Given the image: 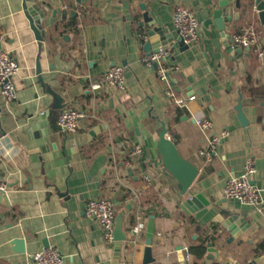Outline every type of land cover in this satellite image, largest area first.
Here are the masks:
<instances>
[{
	"label": "crops",
	"instance_id": "1",
	"mask_svg": "<svg viewBox=\"0 0 264 264\" xmlns=\"http://www.w3.org/2000/svg\"><path fill=\"white\" fill-rule=\"evenodd\" d=\"M24 1L0 0V46L21 67L15 77L17 100L8 103L0 92V148L3 138L15 148L12 158L0 163V176L8 184V202L0 200V264H37L31 254L48 247L62 252L63 264L113 260L116 241L108 242L101 225L85 213L87 203L99 197L112 198L127 236L114 264H226L230 257L239 264H264V64L253 49L235 54L227 47L233 34L252 26L261 31L264 48L257 0H240V6L231 0L225 31L213 21L221 0H76L66 10L62 0H37L45 12L42 42ZM179 3L201 23L197 44H180L172 23ZM145 12L173 36L167 63L180 71L172 75L171 86L175 97L196 95L187 106L167 96L156 71L142 61L156 50L140 26ZM38 58L45 86L38 80ZM115 64L125 68L126 88L92 90L91 83ZM48 88L64 106L86 111L78 132L57 129L60 109H52L55 98ZM41 112L46 123L38 134L34 120ZM196 114L212 118L217 132L229 131L210 163L199 154L203 134L193 120ZM163 126L180 155L199 169L186 195L149 144ZM135 145L144 150L130 158ZM248 157L257 167L260 209L223 193ZM197 194L209 201L198 217V211L182 207ZM234 213L250 225L233 238L224 224ZM148 238L153 260L146 263ZM204 242L205 254L199 256ZM187 250L190 263L184 261Z\"/></svg>",
	"mask_w": 264,
	"mask_h": 264
},
{
	"label": "built area",
	"instance_id": "2",
	"mask_svg": "<svg viewBox=\"0 0 264 264\" xmlns=\"http://www.w3.org/2000/svg\"><path fill=\"white\" fill-rule=\"evenodd\" d=\"M69 2L76 0H62V8L66 10ZM172 23L179 32L180 41L183 45L190 46L197 44L200 39L201 23L195 12L185 4H177L172 14ZM262 33L252 26H244L231 37L232 48L253 49L258 53L259 58L264 64V48L261 47ZM171 56L170 48L160 46L152 53L145 56L142 61L145 66L153 68L157 77L165 86V93L180 106H187L189 101L196 99V95H190L188 98L175 97L172 91V75L180 71V67L175 64L167 63ZM20 64L18 60L0 46V92L8 103H14L17 100V88L15 77L19 74ZM92 90H99L104 86L114 87L121 90L126 88V75L123 65L115 64L108 68L102 75L100 81L91 83ZM45 112H41L44 114ZM87 113L84 109L77 106H64L58 112L56 126L60 132L76 133L84 124ZM193 120L200 128L203 134V146L199 150L204 163H210L218 154V147L229 136L228 130L217 132L212 118L203 114H196ZM7 139H1L0 163L9 161L15 154V148L7 144ZM144 148L135 145L129 152L130 158H135L143 152ZM130 165V160L126 161ZM257 174V167L254 159L248 157L243 170L239 174L230 176L224 187V196L228 199L239 201L242 204L261 208L262 198L261 189L254 182ZM145 181L150 182L149 175L143 176ZM8 189L7 182L0 176V192H6ZM86 216L97 221L104 229L105 238L108 242H115L116 211L115 204L110 197H99L91 199L85 209ZM141 228L136 226L134 233H140ZM31 260L37 264H63L64 255L56 247H48L41 251L31 254ZM192 255L187 250L184 261L190 263ZM230 264H239L238 260L230 257Z\"/></svg>",
	"mask_w": 264,
	"mask_h": 264
},
{
	"label": "water",
	"instance_id": "3",
	"mask_svg": "<svg viewBox=\"0 0 264 264\" xmlns=\"http://www.w3.org/2000/svg\"><path fill=\"white\" fill-rule=\"evenodd\" d=\"M236 1H237V6H240V0H236ZM230 3L231 0H221L219 2L220 8H218L214 12L213 21L222 31H225L226 23L229 22L232 18V15L227 13V7H229ZM24 4L27 8V11L33 18L32 27L35 31L37 39L40 40L41 42L44 41V39L46 38V31L43 30L42 28V19L45 17V12L43 8L39 5L37 0H25ZM256 8L260 12V16L264 21V1L257 0ZM237 16L238 14L235 17L237 18ZM140 26L144 27L145 33L149 36L150 44L156 45V49H158L160 46H164L165 48L170 47V44L173 41L172 34H166L162 27L157 26L156 20H154L153 17L150 16L148 12H145L143 14V20L142 22H140ZM150 44L148 43V45ZM180 44L183 45V42L180 41ZM227 47L230 50L233 49L232 46L229 45V43H227ZM234 53L242 54L243 49L238 48L234 50ZM37 76L42 86H45L46 84L44 82V77L42 74L40 58H38L37 60ZM48 91L55 98L52 104V109L58 110L63 108L64 104H62V99L52 90L49 89ZM239 117L243 124L247 123L245 115L242 112H240ZM45 119H46V113L39 114L36 117V119L34 120L35 124L33 128L36 132H38V130L41 127H44V124L46 123ZM167 135H168V130L165 126H163L161 132L158 133L157 140L149 144L153 149L154 155L162 156L165 167L178 180L181 193L183 195H186L190 190L193 182L197 178L199 174V169L193 163H191L190 161H188L187 159L183 158L180 155L176 144ZM67 152L69 155L71 154L70 149H68ZM0 200H4L8 202V196L6 195L5 192H0ZM208 205H209V201L206 200L202 194L189 195L182 203V207L186 212L191 213L198 211L199 213L197 214V217L202 215L204 212H206V207ZM224 225L232 233L234 238V236H238L241 234V232L246 231L250 224L244 218H240V214L234 213L228 218V220ZM115 240H116V249H115L114 259L108 260L102 264L116 263L119 258L121 242L127 240V236L123 232L122 220L120 218L116 219ZM44 242H45V246H49L47 240H45ZM147 245L149 246H147L145 249L146 263L151 262L153 260L152 250H151V245H152L151 238L147 239ZM210 246L212 247L213 244H210ZM180 247L182 248V246ZM182 258H183V252H182ZM226 264H230V261L227 260Z\"/></svg>",
	"mask_w": 264,
	"mask_h": 264
},
{
	"label": "trees",
	"instance_id": "4",
	"mask_svg": "<svg viewBox=\"0 0 264 264\" xmlns=\"http://www.w3.org/2000/svg\"><path fill=\"white\" fill-rule=\"evenodd\" d=\"M249 5H251V3H250ZM49 39L51 40L50 37H49ZM256 55L258 56V53H256ZM258 58H259V56H258ZM259 59H260V58H259ZM211 239H213V237H212ZM207 241H208V239H207ZM205 243H206V242H204V244L201 245V247H200V251L197 253L199 256L205 254V251H206V248H207ZM191 251H192V250H191Z\"/></svg>",
	"mask_w": 264,
	"mask_h": 264
}]
</instances>
